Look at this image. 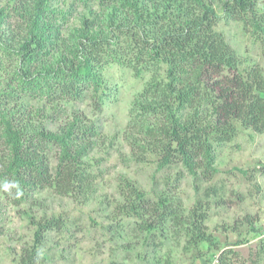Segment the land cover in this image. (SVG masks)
Segmentation results:
<instances>
[{"label": "rangeland", "instance_id": "obj_1", "mask_svg": "<svg viewBox=\"0 0 264 264\" xmlns=\"http://www.w3.org/2000/svg\"><path fill=\"white\" fill-rule=\"evenodd\" d=\"M109 1H43L40 9L45 10L40 11L42 20L37 28L44 31L45 25L56 24V18L60 28L55 36V31L41 32L47 37L43 56L28 67V75L36 68H52L58 58L69 56L78 37H108L111 19H125L132 12L122 6L124 0L107 4ZM209 1L219 12L217 0ZM17 2L0 0V17L12 15L13 10L16 17L33 12L34 0ZM136 4L139 9L152 10L150 1L138 0ZM258 9L264 13L263 0H258ZM216 30L241 60L258 64L264 75V59L250 29L224 18ZM17 64L12 54L0 51V136L4 139L6 131L18 128V121L31 136L53 135L58 144L47 154L50 169L59 164L64 153L61 143H65L90 173L92 187L85 193L75 190L65 194L59 186L44 185L30 189L27 198L0 192V264H19L24 251L34 247L36 223L41 222H53V228L35 249L37 264H218L217 258L229 249L236 255L228 254L227 264H264L263 256L250 258L264 244V133L234 123L232 140L215 145V172L186 169L177 162L157 169L151 151L140 159L142 152H135L130 145L129 139L132 134L138 136V131L129 124V109L145 81L134 77L122 57L93 63L96 66L91 75L82 78L83 90L75 100L60 97L51 88L63 76L57 71L53 80L40 81L46 92L26 90L28 83L15 75ZM184 114L178 112L177 119ZM76 128H92L97 136L79 147L68 136ZM1 143L0 166L6 161L7 149ZM84 145L86 148H81ZM207 175L211 178L205 179ZM126 184L134 185L152 201L161 197L180 204L184 217L196 201H202L207 215L204 231L214 245L202 242L194 246L185 223L167 222L152 235L135 230L132 220L115 211L122 201L119 188ZM212 188L217 194L206 196Z\"/></svg>", "mask_w": 264, "mask_h": 264}, {"label": "trees", "instance_id": "obj_2", "mask_svg": "<svg viewBox=\"0 0 264 264\" xmlns=\"http://www.w3.org/2000/svg\"><path fill=\"white\" fill-rule=\"evenodd\" d=\"M17 1L24 4L33 0ZM34 1L33 12L16 17L13 10L12 15L0 17V51L12 54L18 61L15 75L28 83L26 90L44 93L46 89L42 90L40 81L53 80L57 71L63 76L51 88L60 97L66 95L75 100L83 90L82 78L91 75L96 66L93 63L100 59L108 63L122 57L134 77L145 81L129 109V124L138 131V136L131 133L130 145L135 152H142L140 159L151 151L157 169L177 162L186 169L207 168L215 172V145L232 140L234 123L264 133L262 69L241 60L216 30L224 18L240 22L252 31L264 59V13L259 12L258 0H217L219 12L209 0H147L152 3L151 11L146 7L139 9L138 0H124L122 6L132 12L125 19H111L108 37H78L69 56L58 58L52 68H36L30 76L28 67L42 59L46 46L47 37L43 38L41 32L45 35L55 31V36L60 28L58 18L55 25H45L44 31L37 28L42 20L40 11L45 10L40 9V4L45 0ZM65 77L68 81L61 80ZM181 111L185 114L178 120L177 113ZM17 126L6 131L4 139L0 136L1 144L7 148L3 157L6 161L0 166L1 193H19L27 198L30 189L44 185L59 186L65 194L75 190L85 193L92 187L90 173L81 167L65 143H61L65 147L63 157L52 170L47 154L58 139L44 132L31 136L23 132L20 121ZM68 136L80 147L97 133L92 128H76ZM206 192V196L217 194L213 188ZM117 194L122 201L115 211L132 220L135 230L152 235L167 222L178 226L185 223L194 246L202 242L214 245L204 231L207 215L202 211V201H196L184 217L180 204L161 197L152 201L132 184L120 186ZM36 225L34 247L24 251L19 264H37L39 256L35 249L53 228V222ZM231 253L236 255L231 249L222 252L217 263L227 264ZM252 256L264 257V244Z\"/></svg>", "mask_w": 264, "mask_h": 264}]
</instances>
